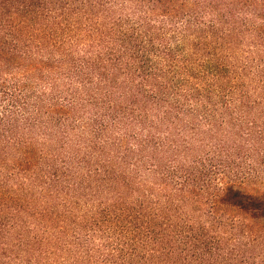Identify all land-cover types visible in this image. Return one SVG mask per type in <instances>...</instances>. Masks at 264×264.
Segmentation results:
<instances>
[{
  "label": "trees",
  "instance_id": "16d2710c",
  "mask_svg": "<svg viewBox=\"0 0 264 264\" xmlns=\"http://www.w3.org/2000/svg\"><path fill=\"white\" fill-rule=\"evenodd\" d=\"M0 264H264V0H0Z\"/></svg>",
  "mask_w": 264,
  "mask_h": 264
}]
</instances>
